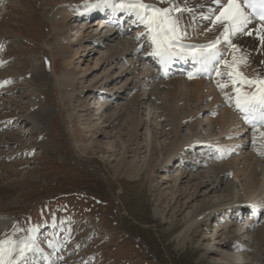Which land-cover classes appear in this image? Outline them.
Returning a JSON list of instances; mask_svg holds the SVG:
<instances>
[{"label": "rangeland", "instance_id": "1", "mask_svg": "<svg viewBox=\"0 0 264 264\" xmlns=\"http://www.w3.org/2000/svg\"><path fill=\"white\" fill-rule=\"evenodd\" d=\"M170 1L162 0L163 8H170ZM78 2L0 0V264L14 260L31 241L46 252L56 242L70 248L58 264H259L253 257L261 258L263 247L258 242L264 217L245 230L247 224L229 220L222 211L225 207H218L247 201L228 173L217 193H209L215 186L203 188L209 170L223 172L220 163L200 162L191 156L195 151L186 149L180 156L188 162L181 165L184 168L174 163L169 169L166 163L147 174V134H152L157 147L153 165L163 162L160 150L170 148L172 142V129L167 121L163 123L167 118H159L162 104L157 100L164 98V90L156 92L153 82L141 79L148 71L140 63L135 68L132 56L127 62L108 63L88 72L113 45L103 42L92 51L86 50L87 44L77 45L86 27L80 23L71 33L66 28L69 16L74 17L71 7ZM59 14L64 16L61 28L56 24ZM64 37L70 40L69 53L55 47ZM127 38L137 44L136 37ZM65 58L72 59L71 70ZM124 69L131 70L124 74ZM71 73L79 76L73 89L81 93L67 97L72 87L64 83V77ZM35 74L41 78L38 82L33 81ZM102 91L103 98L115 100H101ZM135 95L151 97L133 106ZM36 108L47 110L44 128L26 119ZM134 109L141 123L139 136L115 175L122 142L135 120ZM178 113L187 116L181 107ZM205 115L194 121L201 125L197 133L190 123L182 126L180 140H204L212 127ZM41 139L55 149H44ZM237 159L244 164L245 160ZM133 162L141 172L128 178L125 173ZM214 207L223 214L213 216ZM195 216L186 233L189 219ZM49 221L55 222L53 229L43 227ZM34 231L36 240L31 239Z\"/></svg>", "mask_w": 264, "mask_h": 264}, {"label": "bare ground", "instance_id": "2", "mask_svg": "<svg viewBox=\"0 0 264 264\" xmlns=\"http://www.w3.org/2000/svg\"><path fill=\"white\" fill-rule=\"evenodd\" d=\"M108 1H109L107 4L108 6L117 7L116 1H120V0H108ZM191 1L192 0L190 1L189 0H175V6L179 5V3L181 4V3L186 2L185 6H187L190 9V12H189L191 13L190 15L193 14L191 18L186 19V23L180 24L181 32L186 33V35L183 37L181 41L184 44L182 43L181 44L187 46V43H188L189 46H198L201 44L203 45V44L213 42L216 38H218L223 33V29L220 28L219 30H217V26L213 23V20H212L213 15H210L209 13H207L206 10L211 7V9L214 11L217 9V5L214 3L211 5L209 4L200 5L198 3L196 5L193 3V1L192 2ZM203 1L206 2V0H199V2H203ZM149 5H154L157 8H161L158 4H155L154 2H150ZM103 8H104V5L98 4V1H95V3H92V2L89 3V2H86V0H79L77 4L71 7L70 12L71 14H73L74 17H76V19L78 18L87 19L89 17H92L93 15H96L102 12ZM137 11L143 14V10L138 9L135 11L136 18L138 19ZM177 16H180L182 20L186 18L188 14L180 13ZM200 16H204V19L203 20L200 19ZM205 17H211V19H206ZM63 22H64V16L62 14L57 15L56 24L59 28L62 27ZM97 24L101 25L102 23H97ZM97 24H94V25L97 26ZM94 25L88 26L85 28L82 35L80 36V39L77 40V45L83 46L87 44L88 48H86V50L91 49V51H92V48L102 47L103 42H108L112 44L113 47L111 48L109 47L110 49L108 50L107 55L104 58L101 57V59H99V65L94 66L95 67V68L93 67L94 69H92V67L89 68L88 72H90L91 70H95L96 68L99 69L100 67L108 63L118 64L120 62H127L126 60L129 59L131 56L138 58V51H140V49L142 48V46L140 47L141 44L135 45L134 41H131L127 37L122 39L121 37H119L120 35H116L115 33H111L110 35L103 34V36H100L99 35V32L101 31L100 28ZM90 28H91L90 31H92V29H95L94 30L95 32L93 34L88 32ZM97 28L99 29L98 31L96 30ZM144 28L146 30L144 31L145 33L143 32L138 33L136 38H139V36H142V38H139V39H145V38L149 39L150 36L148 34V30L145 26ZM259 28L260 27H257L255 31H257ZM67 38L68 37H64L61 40V42H59V44L55 46L59 48L60 50H62L64 53L66 52L69 53V50H70V47H69L70 40ZM117 40H120V41H117ZM150 43H152L151 40H150ZM236 45L238 46V49L240 50L232 49L230 51H226L224 46L220 47V50L224 51L226 53V56L221 61V64L218 67V69H216L215 77L213 80L205 81L202 79H196V80L188 79L189 82H187L181 78H175V79H169L167 81H160L155 84V88L157 89L156 92H162L161 90H164L163 92L164 98L159 97L157 100L160 104H162V111H161L162 117H159V118H167L166 120H164L163 123H166L167 121L168 126H170V128L172 129V142H171L170 148L163 150V151L160 150V156L163 157L164 159L163 162L161 160L160 163L159 162L156 163L157 165L155 164L153 165L152 160H153L154 154L157 153V147L153 140L152 134H150L149 132L147 134V140H148V150L146 151L147 159L144 161V164L146 166L145 169L147 171V174L150 175L156 172L158 168L162 166L164 167V164L166 163H168L167 167L169 168L170 167L169 165L171 164L173 165L175 163L173 161L174 158H176L179 155H182V153H184L186 149H191L197 146L196 148L198 147L201 148L202 149L201 152H203L205 151L204 147L209 146V145H214L215 147L218 148V151L222 153V155L227 157V159L220 163L221 166L224 167V169H222L223 172H221L220 169H218V171L211 169L209 170V172L205 174L207 184L203 186V188H206V186H211V187L215 186L213 188L210 187L211 190H209V188H206V189L209 190V193H215V192L217 193V190L220 188V186H222V184L224 185L221 178L223 177L225 173H228L232 177H234V179L238 183V186L240 185L241 192H243L244 196L248 200L247 203L256 204L258 201L264 198V160H260L258 158V155L256 154V152L258 151H262L261 154H264V134H262L264 133L263 132L264 128H261L251 133L253 137L252 142L254 143L259 142V144L255 145L254 147L253 146L250 147L249 145L248 148H251L252 152H249L246 155L245 152L241 153V151L238 150V144L243 141L242 135L244 134V131L242 127H240L238 121L236 120L235 112H233L234 105H236V93H235L236 86L234 85L233 80L229 78L227 73L230 71L233 72L234 70L233 73L235 74L237 71H239L242 73V76L244 78L254 80V81H259L262 78H264V62H262L264 61V50H262L264 49V45L260 43V41L256 38L255 35H252V36L243 35L240 39L236 40ZM155 47L156 46L152 44V48L150 49L149 52L154 51ZM186 48H191L192 50L196 49V47L194 48L183 47V48H178L177 50L183 51ZM88 56H89V51L85 55V57H88ZM241 56L247 57L246 63L240 59ZM234 57H235V61H234ZM65 60H66L65 64L68 70H71L72 59L65 58ZM135 63L136 64L140 63L141 67L143 68L147 67L146 64L143 65L141 62L135 61ZM127 69H124L123 71L124 74H126V72L129 73L131 70V69L130 70H127ZM218 71L220 72V75H217ZM52 72L53 70H50V72L48 73H52ZM35 76L36 77L33 78L34 82H38L39 80H41V78L37 76L36 74ZM138 76H139L138 74L135 75L132 78V80L134 82L137 81ZM78 77H79L78 75H74V74L66 78L64 77V83H68L70 84L69 86L72 87V90H69L68 94L66 95L67 97H72L73 95H76V93H81L73 89V87L75 86V83L78 80ZM154 77L155 76L152 74L149 75V71L146 72V74L145 73L141 74V79H144V80L149 79L150 81ZM220 84L225 85L224 87H227V89H224V87L223 88L218 87V85ZM241 86L245 90H248V92H250V90L252 89L258 88L256 85L249 86L247 84H242ZM216 89L218 90V92L216 91ZM224 93L228 94V97L226 99H222V96L224 95ZM147 96L148 95L139 96V97L138 95L133 96L132 98L133 106H136L139 100L140 101L145 100ZM155 96L157 97V93ZM150 97L151 95L148 96L149 99ZM224 103L226 104V106L224 105ZM203 105L205 108H202ZM179 107L184 109V112L187 114V116H179V113H178ZM133 111L135 114V120L133 121V124L130 123V129L127 131L126 139L124 142H122V145H121L122 146L121 148L122 157L116 163V166L114 169L115 175L120 173V171L123 169V163L128 153V150L130 149V144L134 142L136 145L137 136H139L137 134V131L141 125L139 121V114L136 111V109H134ZM201 113L206 114L205 117H206L207 123L209 126H212V127L208 126L210 130V134L207 135L204 140H198L196 137H192L189 140H180L181 130H182L181 128L182 126L186 124L190 123V128H192L191 130H194L195 133L201 130L200 129L201 125L194 122L197 118L200 117ZM47 117H48L47 110L43 108H36L32 110L26 116V119L32 122L33 124H35L37 127L44 128L46 127V124H47V121H46L48 119ZM118 117H116L115 120H117ZM159 127H161V125ZM208 131H207V134H208ZM161 134H162V129H161ZM118 137L119 139H121L122 135L119 134ZM40 142H41L40 144H42V146L46 150L55 149V147L50 141L41 139ZM246 146L247 144L245 145V147ZM136 147L139 148L138 146ZM242 147H244V145H242ZM86 149L87 148H85V150ZM234 152L239 153L238 154L239 156H237L239 160L241 161L245 160L244 164L242 165L239 164V161L237 158L230 159V157H232L231 154ZM173 166H171V168ZM140 172H141L140 167H138V165L135 164V162H133L132 166L129 168V171H127L125 174L128 178H134V177H137ZM182 179L183 178H181V182H184ZM198 179L199 177L193 178V180H198ZM196 196H197L196 198H198L199 195H196ZM237 204L238 203L236 201H230L218 207L219 208L220 207L231 208L234 206L237 207L238 206ZM211 209H213L211 213L213 214V216L215 214H219L216 211H214L217 209V207H214ZM208 211L210 210L208 209L206 212ZM196 219H197V216L189 219V222L187 224V229L185 230L186 233L192 227V224L196 221ZM212 219L213 218L211 217V220ZM261 228L259 229L261 238L258 242V246L259 244H262L261 247H263V250L259 251L261 258L253 257L255 262L259 264H262V262L264 261V228L262 229ZM60 248L63 249V246L61 244H57L56 249H60ZM46 257L47 256H45L46 261L48 262V264H50L53 261V259L49 257L46 258ZM63 263L66 264L67 261H64Z\"/></svg>", "mask_w": 264, "mask_h": 264}, {"label": "snow or ice", "instance_id": "3", "mask_svg": "<svg viewBox=\"0 0 264 264\" xmlns=\"http://www.w3.org/2000/svg\"><path fill=\"white\" fill-rule=\"evenodd\" d=\"M213 2L221 5L214 12L213 23L217 26V30L223 28V35L228 43H231L230 38L232 36L243 33L249 36L255 35L260 43L264 45V0H213ZM134 7L143 9V14L137 11V16L147 28L152 44L156 46L153 55L159 56L161 60H166L167 58L178 56V48L195 47L181 44V40L186 35L180 30L181 17L172 16L171 13L173 10L177 12H182L183 10L175 7V0H173L172 8H157L154 5L143 3V0H135ZM253 17H257L262 22L255 33L248 30V26L252 24ZM205 18L211 19V17ZM218 42L217 40L216 43ZM214 46L213 44L208 47ZM232 47L240 50L235 44H232ZM217 56L218 53L211 52L207 56L202 55L201 59L207 64L215 60ZM240 59L245 63L247 62L246 56H241ZM227 74L237 88L236 107L238 110L245 114L259 111L261 117L264 118V78L259 81L250 80L244 78L239 71L235 74L230 71ZM217 75H220L219 71ZM242 84L256 85L260 93L259 97L255 93H253L252 97H248L246 93H240L239 87ZM224 86L222 84L218 85L221 88Z\"/></svg>", "mask_w": 264, "mask_h": 264}]
</instances>
